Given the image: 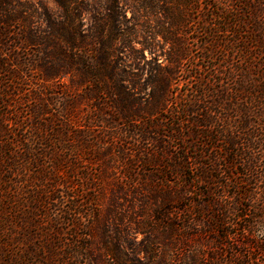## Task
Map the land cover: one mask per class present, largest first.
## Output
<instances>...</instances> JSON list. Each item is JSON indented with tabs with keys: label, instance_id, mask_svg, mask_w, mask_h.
Wrapping results in <instances>:
<instances>
[{
	"label": "trees",
	"instance_id": "16d2710c",
	"mask_svg": "<svg viewBox=\"0 0 264 264\" xmlns=\"http://www.w3.org/2000/svg\"><path fill=\"white\" fill-rule=\"evenodd\" d=\"M52 1L0 0V264H132L108 230L128 193L149 264H264V0ZM137 12L167 46L140 43L141 104L124 61ZM133 161L155 168L145 182ZM121 169L131 182L105 180Z\"/></svg>",
	"mask_w": 264,
	"mask_h": 264
},
{
	"label": "rangeland",
	"instance_id": "374dc122",
	"mask_svg": "<svg viewBox=\"0 0 264 264\" xmlns=\"http://www.w3.org/2000/svg\"><path fill=\"white\" fill-rule=\"evenodd\" d=\"M21 1L30 3L39 11L45 9L47 12L51 14H58L60 12V8L52 0H21ZM91 3L93 4V6H95V8H97L98 11L100 12L104 11L105 0H92ZM122 6H123V3H122ZM122 8H123L122 10L126 12L127 17L132 16V10L130 8L126 9V7L124 6ZM134 17H135V21L131 19V22L124 23L125 30H126L125 32L127 33V35H129L128 39L131 40L130 41L131 49L129 48L125 49L124 61L125 63H127V67H126L127 71L131 73L133 75V78H135V80L137 81V85H136L137 90L135 92L137 93L138 102L139 104H141L144 102L145 94L148 93L150 88L144 82V79H146L149 73V68H148V65L145 63V60L142 58V50H141L142 46L140 43L147 41V43L154 45L155 47L154 49L157 50L155 52L156 55H160L162 47L167 48V46L165 47L164 43H162V41L159 40V38L154 35V31H156L158 28L157 26L158 20L156 19L154 15L150 16L148 21L143 19V17H140L139 12L135 13ZM89 18H90L89 14H86L85 24L89 21ZM195 21H198V20L195 19ZM200 22H201V19L197 23H191L190 28L186 30L187 34H185L184 36L186 37L185 43L189 46L190 54L194 58V60L192 61L194 65L203 64L200 59L203 52L200 48H197V41L199 45V42L205 38V36L203 35L204 28H202V26L199 25ZM142 24L145 26L144 27L139 26ZM146 27L148 29H146ZM143 53L145 57H149L147 50H144ZM159 58L163 60L162 56H159ZM190 71H192V74H194L195 71L197 70L195 67L191 68L190 64H186L184 66V71H182L181 74H179V79H180L178 80L179 84H181L184 81V79H186V77L190 75ZM33 72L34 71H31L30 73H27V74L34 76ZM190 85L192 86L193 83ZM190 85L187 84L186 88L191 87ZM23 86L25 90L28 88V91H29V89L32 88L33 85H32V82H30V83H26V85H23ZM135 126L139 129L141 128L140 123L139 125L136 123ZM122 139L123 140H118V141H120L123 146H126V147L134 146V149L136 146L138 148H141L143 146L140 137L138 138V137L132 136L130 135L128 131L126 134L123 135ZM133 163L135 164L134 173H139V176L138 177L136 176V180H137L136 182H139V183L145 182V180H143L145 179L144 174L146 175L148 171H153L155 169L151 165H144L141 161L139 162L133 161ZM89 169L91 170V173L93 174V179L95 180V183H97L98 174H97V171L95 170V167L89 166ZM128 176L129 175L126 174L124 170L121 169L116 172L114 179H112L113 178L112 177V178H106L105 180L106 181L108 180V182H112L113 180L117 179V181L127 182L129 181V179L126 178ZM133 197L134 196L128 193V198H126L127 201L126 200L122 201L121 205L115 208V212L119 213V215L121 216L120 219L122 221L119 233H115V230L112 227L111 229H108V230L112 237H118L120 239L119 244H121V246L124 248V251L127 254V256L131 259L132 264H149V259L147 258V255L143 251V247L145 245V242H144L145 236L143 234H140L138 231H136L134 228V225L130 223L128 220L130 219L129 215L132 211L136 212L135 215L139 214V208H140V205H142L140 201L142 197L140 195H139V198H136V199ZM137 219H139V216L137 217ZM95 237L99 239V235L95 234ZM67 238H69V236H67ZM167 253L172 254L173 252L168 249H164L160 255L157 253L155 255L156 257L157 256L164 257L167 255ZM152 262L154 264L157 262L155 257H154V260H152Z\"/></svg>",
	"mask_w": 264,
	"mask_h": 264
}]
</instances>
